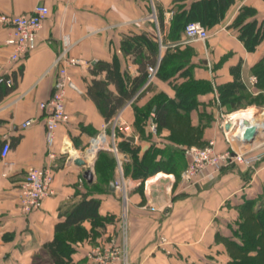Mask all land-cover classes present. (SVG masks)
<instances>
[{"label":"crops","instance_id":"obj_1","mask_svg":"<svg viewBox=\"0 0 264 264\" xmlns=\"http://www.w3.org/2000/svg\"><path fill=\"white\" fill-rule=\"evenodd\" d=\"M151 2L156 22L148 18ZM208 2L217 6L209 7ZM37 3L45 4L49 13L35 48L19 63L9 61L11 45L6 40L10 30L0 26V73L12 78V85L3 84L0 88V151L3 142L10 143L7 155L0 156V264H33L40 259L45 264H56L46 246L57 234L71 247L68 258L63 257L58 264H98L90 251L104 241L122 239L123 207L127 263L218 264L217 257L225 256L222 242L230 234L224 232L228 224L222 219H239L243 201L264 193V156L253 167L229 163L197 183L179 182L173 172L166 171L163 172L172 177L153 179L157 171L141 180L142 185L132 187L124 202L117 190L108 189L109 184L98 189L91 185L97 180L96 155L84 168L66 162L67 154H62L63 140L67 137L74 149L81 150L104 125L105 130H110L111 120L121 111L126 134L134 135L135 141L122 138L119 141L126 140L139 148V155L148 148L150 143L146 137L133 130V104L122 105L114 116L105 119L98 103L88 93L94 80H104L109 91L118 93L115 83L106 79L105 71L95 69L98 63L116 60L119 70L133 71L132 75L128 74L130 78L145 72L146 66L141 68L144 57L131 48L121 47L127 38L143 33L149 42H155V59L171 47L172 51L183 53L186 61L173 74L156 76L150 89L137 100L138 106L160 92L176 101L175 85L193 80L205 88L195 92V103L188 109L187 117L191 127L204 128L202 141L213 140L216 150L230 145L250 154L263 151V132L250 143L237 140L228 143L220 122L221 117L227 118L230 113L243 109L252 111L247 123L256 124L264 117V0H0V13H27ZM201 4L203 12L210 17L204 21L210 31L206 40L179 43L182 32L178 40H163V35L170 39L172 16L167 14L170 9L178 8L181 14H190L194 16L191 19L199 21L200 13L196 12ZM155 23L160 41L165 45L162 49ZM63 42L70 43L69 56L89 62L90 66L68 67V75L78 90L65 89L69 121L57 128L52 146L57 156L51 158L39 103L53 91L58 70L52 65ZM147 48L145 44L141 46L146 57L152 60L153 55ZM251 76L255 77L252 83ZM230 84H239L236 91L239 108L235 110L222 95ZM28 118L35 120L21 127ZM109 154L115 163L112 170L115 178L116 159L111 151ZM120 154L123 160L125 155ZM48 164L54 170V194L46 197L38 210L22 213L18 187L26 168ZM84 169L92 171L91 181L83 177ZM85 196L98 199L97 213L112 215V222L93 226L92 219L86 218L75 226L67 225L62 212ZM160 236L165 237L164 243L159 241ZM101 264H121V261Z\"/></svg>","mask_w":264,"mask_h":264},{"label":"trees","instance_id":"obj_2","mask_svg":"<svg viewBox=\"0 0 264 264\" xmlns=\"http://www.w3.org/2000/svg\"><path fill=\"white\" fill-rule=\"evenodd\" d=\"M224 1L228 0H223V2ZM219 4L220 6L223 5V3ZM202 5L203 4L199 5L196 13H200L199 22L207 28L204 21L210 19V17L208 13L203 12ZM206 5L209 7L217 6V4L213 2H208ZM192 17L194 16L190 14H181L178 8L175 10L173 9L168 31L169 38L178 40V36L180 32L183 33L186 23L195 21L191 19ZM144 35L146 34L140 33L139 35L127 38L126 40L132 39V41L129 42L125 40L126 43L123 44V42L121 44L122 49L129 50V48H131L133 52L139 53L144 57V61L141 62L142 70L147 64H151L155 61L154 53L156 50L155 42H149ZM143 44L147 45L148 53L153 55L152 60L150 57H146L141 49ZM184 61L186 60L185 57H183V53L180 51H172L171 47H168L161 56L156 76L167 77L173 74L182 66V62ZM95 69L104 70L106 79L113 81L116 85L117 94H113L107 89L104 80H94L93 84L88 89V93L98 103L105 119H110L116 114L118 109L133 96L138 87L143 83L145 72L139 77L130 78L126 71L119 70L116 60H113L112 63H98ZM1 85L3 84H0V88ZM237 87L239 88V84H230L222 91L223 99L229 101L234 110L239 108V94L236 93L238 90ZM203 88H205V86L193 80H186L175 85L176 101L166 97L165 94L160 92L156 93L144 104L139 106L137 105V100H139L145 92H141L136 96L132 102L135 110L133 130L139 133V135L145 136L150 144L148 148L139 155V148L130 145L126 140L117 141L119 152L125 155L122 160L124 176L143 180L147 176L160 170L173 172L176 175L179 173L178 170L182 168L180 160L184 162V157L181 156V150L177 147L180 141H176L172 137H164L161 135L160 131L169 128L173 121V115L180 117L187 115L188 109L195 103V92ZM148 89H150V86L147 87V90ZM172 111L175 112V114L172 115ZM151 112L153 113L151 114ZM149 120L154 121L156 124L155 134L146 130ZM198 127L200 128V126ZM119 135L121 136L122 134L119 133ZM123 146L126 147L124 150H122ZM114 165L115 163L109 151L106 149H99L94 161L97 180L91 185L97 189L107 188L109 182L115 179L112 175ZM255 200L256 198L245 199L240 205L239 210L244 207L252 206ZM98 202V199L94 197L85 196L81 201L70 205L62 212L65 216L64 222L69 226H75L86 218L92 219L93 226H103L105 221H107V223L112 222V219H114L112 215L101 216L97 213ZM259 209L260 208H257L252 211V219L256 220L254 224L250 225L248 219H243V221L240 222L241 226L244 227L242 231H238L234 228L231 230L230 234L225 237L227 243L232 244L240 253L244 254V256L239 257V264H264V204L262 209ZM46 248L50 252L52 259L58 264L63 257L68 258L67 255L71 247L63 237L57 234L54 240L47 244ZM251 250L254 252L252 255L249 254ZM33 264H45V261L40 259ZM228 264H230V262ZM234 264L238 263L236 262Z\"/></svg>","mask_w":264,"mask_h":264},{"label":"built area","instance_id":"obj_3","mask_svg":"<svg viewBox=\"0 0 264 264\" xmlns=\"http://www.w3.org/2000/svg\"><path fill=\"white\" fill-rule=\"evenodd\" d=\"M152 10L148 15L150 20L156 22V16L151 2ZM49 13L48 7L43 3H37L30 12L27 13H0V26L7 27L10 30V37L7 39V43L11 45V51L8 55V59L11 63H19L25 56L32 51L36 46V39L40 29L42 28L43 22ZM172 9L167 14L169 17L172 16ZM157 27V23H155ZM157 36L159 40V47L162 49L163 45L160 41V33L157 27ZM210 35V31L199 21H189L186 23L182 37L179 43L187 44L194 40H206ZM70 48V43L63 42L61 50L56 54L53 65L57 68V78L54 83L53 91L50 96L39 103L40 109L43 111V122L45 126V143L48 149V155L51 158H55L57 153L52 150L54 140L56 137L57 128L61 124H65L69 121V114L65 109V89L72 87L76 90L77 87L72 82L68 75V67L75 65H87L90 66L89 62H86L80 58L69 56L67 53ZM161 54L157 56L155 61L151 64H147L145 67V77L143 83L138 87L133 96L128 99L123 107L132 104L136 96L141 92H146L147 87L150 86L158 71ZM128 74H133V71L128 70ZM255 80L254 76L250 77V82ZM0 84L7 86L12 85V78L5 76L0 73ZM122 107V108H123ZM120 112L113 117L111 120L110 130H105L104 126L101 131L91 136L88 140L87 145L81 150L73 148L72 152L75 155H80L81 152L85 151L86 164L90 163L99 149H107L115 155L117 176L115 177L114 187L120 194V197L125 202L129 190L132 187L139 185L140 179H134L126 177L122 170V155L120 154L117 141L126 134L127 127L125 122L120 119ZM35 119L28 118L21 123V127L30 125ZM261 121H257L256 125H259ZM226 118H222L220 124L224 133L225 140L230 143L231 140L242 141L243 125H238L239 134L234 135L232 130L225 129ZM235 127L234 129H236ZM147 128L150 133H156V124L154 121L149 120ZM233 129V130H234ZM119 133L122 135L120 136ZM10 149L9 141H5L2 144L0 156L5 157ZM66 145L63 142L62 154L65 153ZM183 154L186 165L181 171V182L183 183H195V177L200 176L204 178L210 175L213 171L219 170L223 165L229 163H243L250 167H253L255 163L264 156V150L258 153H247L242 149L238 148L235 150L232 146L226 147L223 150H216L214 147V141L209 140L205 147L186 146L183 147ZM68 154L66 156L67 160ZM54 178V170L51 165L43 166H29L25 170L24 178L20 181L18 187V198H19V210L22 213H29L31 211L38 210L43 203V200L54 194L52 182ZM144 187L147 186L146 180L143 181ZM124 207L121 219L122 222V233L121 237L125 239V217ZM159 241L164 243L166 241L164 236L159 237ZM90 254L95 258L98 264L106 263L109 261H121V264H128L126 259V250L124 243H119L115 239L104 241L94 247H92Z\"/></svg>","mask_w":264,"mask_h":264},{"label":"rangeland","instance_id":"obj_4","mask_svg":"<svg viewBox=\"0 0 264 264\" xmlns=\"http://www.w3.org/2000/svg\"><path fill=\"white\" fill-rule=\"evenodd\" d=\"M162 38H163V40H165V39L172 40L171 38L170 39L165 38L164 35L162 36ZM157 39H158V36H157ZM168 42H172V41H168ZM243 110H246V109H243ZM247 110H249V109H247ZM257 114L259 115L261 113H257ZM257 114H256V116H257ZM172 118H173V121L171 122L169 128L161 130L160 133L164 137H170V138L172 137L174 140L180 141V143L178 144L177 147L181 150V154H182L181 156L184 157L183 147H185V146H196V147L202 148L208 144L209 141L208 142L202 141L203 136H204V131H205L204 128L203 127H200V128L199 127H191L189 124V119H188L187 115H183L181 117L173 115ZM221 120H222V117H221ZM260 121H262V120L260 119ZM130 130H132V128ZM146 130L149 131L148 128H146ZM180 162L182 163V168H180L178 170L179 173L177 175L175 174V179L177 181L179 180V182H181V171L184 169V167L186 165V162H183L182 160H180ZM225 165H227V164H225ZM225 165H223V166H225ZM194 179H195V183H197V182H200L203 178H201L200 176L199 177L196 176ZM141 184H142V182H140L139 185H137V187L140 186ZM263 204H264V193H260V195L256 198V201H254V204L252 205L253 207L252 206L244 207L241 210H239V219H222L223 221H226V223L228 224V227H226L224 229V232L230 233L231 230L234 228L237 229L238 231L239 230L242 231V229L244 227L241 226L240 222H242L243 219H248V223L250 225L254 224V221H256V220L252 219V216H253L252 211L254 209H257V208H260L259 210H261ZM119 243H122V244L124 243V248L126 250V248H127L126 240L125 239L123 240L120 238ZM222 245H223L222 247H223L224 252H225V256L224 257L218 256L217 258L221 261L218 260L217 263L218 264L219 263L220 264H228L230 262V264H234L237 262L239 264V257L244 256V254L240 253L239 250L236 249V247H233L232 244L227 243L226 241H223ZM249 254L252 255V254H254V252L251 250L249 252ZM126 258H127V256H126Z\"/></svg>","mask_w":264,"mask_h":264},{"label":"water","instance_id":"obj_5","mask_svg":"<svg viewBox=\"0 0 264 264\" xmlns=\"http://www.w3.org/2000/svg\"><path fill=\"white\" fill-rule=\"evenodd\" d=\"M238 125H243V132H242V141L245 143H250L254 140L255 136L260 133V132H264V117L262 119V121L260 122L259 125L253 124V125H248L247 120H242L238 123ZM236 127L235 122L232 121H227L225 123V129L226 130H232ZM122 139H126L129 141L134 142L135 141V136L131 135V134H124ZM64 144L66 145V150L65 153L68 154L67 163H74L75 165H77L80 168H84L86 166V161H85V151L81 152L80 155H75L72 150H73V145L71 144V142L69 141V139L67 137L64 138L63 140ZM147 145H145L143 148H146ZM82 175L85 179H87L88 181H91L93 178V173L90 169H84L82 172ZM108 189L110 191H113L115 189L114 187V181H110L109 182V186Z\"/></svg>","mask_w":264,"mask_h":264},{"label":"bare ground","instance_id":"obj_6","mask_svg":"<svg viewBox=\"0 0 264 264\" xmlns=\"http://www.w3.org/2000/svg\"><path fill=\"white\" fill-rule=\"evenodd\" d=\"M252 117V111L250 110H240V111H235L230 113L227 118H226V122L227 121H232L235 122L236 127L238 126V123L242 120H246L247 118ZM248 125H253L252 123L248 122ZM233 134H239V127H237L236 129H232ZM154 176V175H153ZM171 176V174H168L166 172L163 171H159L158 173L155 174L154 177H152L153 179H160V178H169ZM172 177V176H171ZM152 180V179H151Z\"/></svg>","mask_w":264,"mask_h":264}]
</instances>
